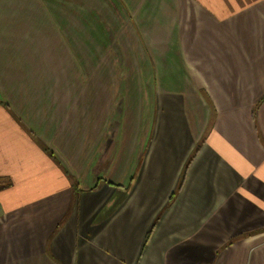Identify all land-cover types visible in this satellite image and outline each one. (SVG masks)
Segmentation results:
<instances>
[{"label":"crops","instance_id":"obj_1","mask_svg":"<svg viewBox=\"0 0 264 264\" xmlns=\"http://www.w3.org/2000/svg\"><path fill=\"white\" fill-rule=\"evenodd\" d=\"M23 43L31 49L23 36L0 46V63L22 55ZM18 70L0 64V181L13 183L0 191V264H264V171L257 174L264 168V101L254 135L247 106L234 135L223 119L237 114L220 111L173 197L209 120L201 132L185 96L161 92L150 100L144 111L154 113L153 128L141 142L134 115L123 129L119 114L103 113L108 136L101 133L88 157L80 140L92 133L85 126L93 117L80 114L78 141L69 146L75 134L64 131V100L52 116L41 106L48 98L35 104ZM238 97L254 103L250 94ZM73 145V159L64 160ZM68 166L80 190L75 200Z\"/></svg>","mask_w":264,"mask_h":264},{"label":"rangeland","instance_id":"obj_2","mask_svg":"<svg viewBox=\"0 0 264 264\" xmlns=\"http://www.w3.org/2000/svg\"><path fill=\"white\" fill-rule=\"evenodd\" d=\"M255 3L0 0V46L22 36L29 37L31 46L28 49L23 43L22 55H7L0 64L6 69H21L17 78L26 93L35 104L48 98L41 106L50 107L52 116L61 113L56 110L57 101L64 100L68 106L62 111L68 120L63 124L66 134L77 132L81 113L93 117L85 126L92 133L80 140L81 145L87 143L89 147L88 157L92 154L90 146L99 142L101 133L108 136L103 113L119 114L116 120L123 129L134 115L141 142L147 129L153 128L154 113L144 111L150 100L161 92L182 94L189 116L199 115L201 132L209 117L207 129L192 152V163L214 132L220 111L237 114L223 119L234 135L236 122L242 123L238 112L247 106L249 133L254 135L255 119L264 101V86H259L264 82V67L260 82L257 70L264 62V4ZM241 94H250L254 103L240 102ZM190 120L195 126V119ZM75 136L67 139L69 146L78 141ZM256 146L260 148L257 142ZM63 153L67 154L64 160L73 159L74 145ZM251 164L249 173L253 175L259 165L256 161ZM68 170L74 179L75 200L80 190L74 183L75 173L71 167ZM263 171L259 168L257 174ZM11 184L10 180L0 181V191Z\"/></svg>","mask_w":264,"mask_h":264},{"label":"trees","instance_id":"obj_3","mask_svg":"<svg viewBox=\"0 0 264 264\" xmlns=\"http://www.w3.org/2000/svg\"><path fill=\"white\" fill-rule=\"evenodd\" d=\"M198 150V149H196ZM193 157H194V154H192L189 158V160L187 161L185 167H184V170H183V173H182V176H181V179H180V182H179V186L177 188V190L175 191L173 197L180 191V189L182 188V184L184 183V180H185V176H186V173H187V169L191 163V161L193 160Z\"/></svg>","mask_w":264,"mask_h":264}]
</instances>
